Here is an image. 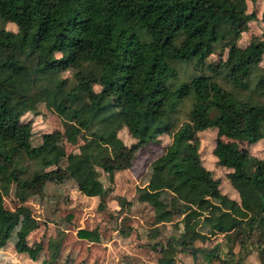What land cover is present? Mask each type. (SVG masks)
<instances>
[{"label":"trees","instance_id":"trees-1","mask_svg":"<svg viewBox=\"0 0 264 264\" xmlns=\"http://www.w3.org/2000/svg\"><path fill=\"white\" fill-rule=\"evenodd\" d=\"M247 1L0 0V175L35 196L48 184L71 182L79 193L97 197L96 212L103 213L114 176L133 166L138 150L160 144L167 134L171 143L155 170L174 164V174L185 178L187 169L176 160L187 159L193 180L207 187V196L198 197L187 209L177 208L182 213L176 222L182 227L180 237L166 238L153 225L146 228L144 246L176 252L162 264H182L178 254L189 252V247L202 252L201 244L206 242H215L204 251L208 264H242L252 248L264 249V149L257 157L222 140H264V39L253 36L246 44L239 43L254 16L247 13ZM249 1L264 4V0ZM118 14L125 17L126 25L117 22ZM261 15L264 21V9ZM166 44L167 60L158 52ZM177 62H185L196 72L191 84L175 83ZM88 63L99 68H81ZM53 72H70L77 79L60 107L73 120V134L79 128L74 123L79 111L71 105L83 93L88 117L79 122L82 128L90 129L99 115L106 123L124 117L133 142L109 155L93 135L86 142L87 153H66L58 128L34 142L33 122L25 119L31 113L41 114L32 106L34 83L38 74ZM191 91L189 119L174 125V114ZM207 130L215 131V164L227 170L225 178L239 201L228 200L221 191V179L202 162L199 134ZM183 143H188V150ZM21 156L39 159L40 169L27 176L17 165ZM149 194L141 193L140 201ZM25 202L22 198L11 208H0V251L14 236L15 252L36 261L45 249L41 240L28 244V221L36 219ZM128 202L123 197L121 206ZM71 218L70 214L63 217L66 223H62L66 225ZM234 232L233 244L239 250L227 249L221 257L220 245L231 243L229 233ZM119 234L128 236L123 231ZM254 234L256 241L248 245ZM76 235L99 243L103 232L98 224L81 225Z\"/></svg>","mask_w":264,"mask_h":264},{"label":"rangeland","instance_id":"rangeland-1","mask_svg":"<svg viewBox=\"0 0 264 264\" xmlns=\"http://www.w3.org/2000/svg\"><path fill=\"white\" fill-rule=\"evenodd\" d=\"M263 1L252 3L247 1V13H253L248 22L247 30L242 33L239 41L240 45L246 44L251 37L258 36L264 39V21L262 20ZM116 20L120 24L126 25L125 17L118 14ZM8 28L14 29L9 24ZM158 52L163 59H168L169 44L158 48ZM264 64V55L263 61ZM93 67L98 69L95 63L82 65V69ZM175 67L178 71L176 84L192 82V76L196 72L185 62H177ZM61 78H64L62 82ZM77 82L70 72H53L38 74L35 80L36 95L32 97L34 110L41 111L40 115L29 114L26 120L33 122V141L37 142L40 135L50 132L55 128L60 129L64 135V147L66 153L82 151L87 153L86 142L93 135L99 138L109 155L120 145H130L133 142L128 132V124L124 117L117 116L108 123L100 121L99 115L94 120L90 129L82 128L80 121L88 117L87 99L85 94H81L71 107L78 109L79 117L74 121L79 128L75 134L70 131L73 120L70 119L67 111H62L64 99L70 97V91ZM193 98V92L181 101L179 111L174 114V125H178L189 119V109ZM71 111V110H68ZM215 131L207 130L199 134L201 145V158L204 166L214 172L216 177L221 179V191L229 201H239L238 193L229 185L225 178L226 169L216 166L212 149L215 141ZM228 145L246 149L251 154L261 157L263 155L264 140H233L222 137ZM171 143V137L167 134L162 135L161 143L149 145L138 150V156L129 169L119 171L113 180V186L108 188L107 210L103 213L96 212L98 203L97 197H89L79 193L71 182L61 185H47L44 192L40 195H28L18 190L14 183L10 184L0 175V208L3 205L12 207L14 202L19 203L22 198L25 203L33 210V217L29 219L31 233L28 236V244L32 245L39 240L43 241L44 253L36 260H31L26 254H17L14 249L15 237L13 236L7 248L0 251V264H162L168 258L176 256L172 250L155 251L144 246L148 241L146 228L156 226L158 231L166 238L180 237L182 227L176 224L182 217L177 208L181 206L187 209L194 206L198 197L207 196V187L197 183L192 178L190 163L187 159L179 158L175 162L183 164L187 169L185 178H178L174 174L175 165L164 166L162 170H155V165L166 153L167 146ZM182 147L188 150V143H183ZM113 153V154H112ZM99 157V156H98ZM98 157H91L93 161H98ZM17 165L26 170L25 174L38 171L40 169L39 159L29 160L26 157H19ZM106 187H109L107 175L104 174ZM150 192L146 195L145 201L141 202L140 194ZM123 197H127L128 204L122 205ZM72 215L71 222L66 223L63 217ZM219 212L216 214L218 215ZM226 214H230L226 212ZM110 215L112 217H110ZM126 215L129 217L125 218ZM111 218V219H110ZM212 218V217H211ZM231 221H237L231 217ZM52 222H51V221ZM100 225L103 232L99 243H91L81 239L76 235V229L83 226ZM215 221L211 222V228ZM19 228V227H18ZM113 228L112 230H106ZM123 231L128 236L119 234ZM232 241L228 245L221 244L220 255L225 257L227 249L237 252L239 247L233 242L235 232L229 233ZM256 234L248 242L256 241ZM215 242L201 244L199 252L214 247ZM58 252V253H57ZM57 253V254H56ZM57 255L56 259L55 256ZM182 264H194L193 255L189 252L178 254ZM55 259V260H54ZM264 263V249H251L242 264H261Z\"/></svg>","mask_w":264,"mask_h":264},{"label":"water","instance_id":"water-1","mask_svg":"<svg viewBox=\"0 0 264 264\" xmlns=\"http://www.w3.org/2000/svg\"><path fill=\"white\" fill-rule=\"evenodd\" d=\"M187 250L193 255L194 264H205L202 255L198 253L196 247H189Z\"/></svg>","mask_w":264,"mask_h":264}]
</instances>
